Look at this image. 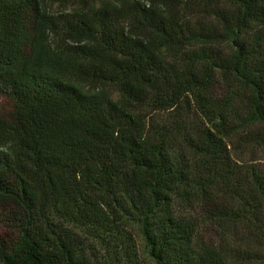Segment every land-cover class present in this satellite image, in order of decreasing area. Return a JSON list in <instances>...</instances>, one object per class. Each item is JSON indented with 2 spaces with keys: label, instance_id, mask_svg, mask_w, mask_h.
Segmentation results:
<instances>
[{
  "label": "trees",
  "instance_id": "trees-1",
  "mask_svg": "<svg viewBox=\"0 0 264 264\" xmlns=\"http://www.w3.org/2000/svg\"><path fill=\"white\" fill-rule=\"evenodd\" d=\"M52 3L0 0V264L262 257L264 0Z\"/></svg>",
  "mask_w": 264,
  "mask_h": 264
},
{
  "label": "rangeland",
  "instance_id": "rangeland-1",
  "mask_svg": "<svg viewBox=\"0 0 264 264\" xmlns=\"http://www.w3.org/2000/svg\"><path fill=\"white\" fill-rule=\"evenodd\" d=\"M92 0H53V3L51 5L52 10L54 11H60V10H67L72 8H83L84 4L91 3ZM233 81L223 77L221 74H216V84L214 87L215 93L218 96L223 97L224 95H230L231 91L230 89L233 88ZM234 102V100H232ZM166 112V111H165ZM238 138L237 134H233L231 136V139L233 141H236ZM240 145V144H239ZM234 157L238 158L240 161H246V162H255L258 163L260 166L264 167V139L256 140L254 142L248 143L247 145L239 147V149H236L234 151ZM194 206V205H193ZM182 207L180 210L183 212L191 211V212H201L202 208L201 205H196L194 207ZM264 214V210L262 212ZM9 224H6V221L1 219L0 217V235H6L10 233V227ZM203 230H204V225ZM240 232L243 236H245L246 232L242 229V227L239 228ZM205 230L207 232L208 236L214 237V229L205 227ZM136 241L140 247V254L144 260V264H153V260L151 257L147 254L145 251V247L141 243V239L139 235H136ZM242 248H250L253 252H257L260 256V258H246V255L244 257L240 256L237 259H235L234 264H264V254L263 249L261 245L256 243L254 240L250 239L248 236H245V239L241 242ZM257 254V256H258Z\"/></svg>",
  "mask_w": 264,
  "mask_h": 264
}]
</instances>
